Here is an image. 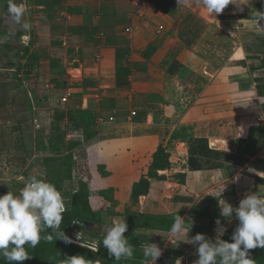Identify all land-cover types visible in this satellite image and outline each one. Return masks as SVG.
<instances>
[{
	"label": "crops",
	"instance_id": "crops-1",
	"mask_svg": "<svg viewBox=\"0 0 264 264\" xmlns=\"http://www.w3.org/2000/svg\"><path fill=\"white\" fill-rule=\"evenodd\" d=\"M18 2L25 5L27 30L11 20L8 0H0V112L11 104L14 121L27 120V179L45 178L46 157L71 153L72 178L61 192L71 197L79 184L88 187L96 154L115 151L127 169V154L138 151L131 147L138 133L127 129L159 127L157 147L163 148L167 135V141L176 136L175 124H155L161 106L215 108L196 115L198 132L164 148L170 177L165 181L158 171L165 178L149 179L140 209L124 214L185 218L187 232L143 239L161 248L156 264H194L197 246L189 239L204 234L214 240L217 228L209 232L208 220L191 215L192 208L220 212L222 199L236 208L248 194L264 197V97L257 95L264 87L262 0H233L210 19L195 0ZM246 87L254 93L240 94ZM21 105L27 111L22 120ZM223 105L231 108L225 112ZM37 139L45 140L44 150ZM92 194L95 214L94 202L113 210Z\"/></svg>",
	"mask_w": 264,
	"mask_h": 264
},
{
	"label": "clouds",
	"instance_id": "clouds-1",
	"mask_svg": "<svg viewBox=\"0 0 264 264\" xmlns=\"http://www.w3.org/2000/svg\"><path fill=\"white\" fill-rule=\"evenodd\" d=\"M197 8L208 13V17L219 15L233 0H195ZM8 15L11 20L20 24L23 29L29 28L28 23L22 22L25 5L18 0H8ZM260 20L264 14L259 13ZM22 39H26L23 37ZM225 145L227 141H224ZM227 148V147H226ZM24 181L25 178H18ZM220 216L231 221L233 214L238 221L230 237L231 242L223 240L226 229L220 219L215 221L217 235L209 239L204 234H196L189 239V244L196 245L198 259L194 264H255L251 258L252 249H264V197L258 193L248 194L240 200L239 206L233 208L224 199L219 203ZM64 198L56 186L45 179L30 177L20 189L18 195L9 191L0 196V256L8 264H23L30 259L25 247L35 248L41 238L49 243L62 240L65 244L74 241L60 231V225L65 212ZM79 221H73L77 224ZM192 228V223H191ZM45 229H52L53 234L41 237ZM128 231L126 220L113 219L106 225L103 235V247L108 250L110 257L115 260L131 259L134 247L124 235ZM188 231L185 218L174 217L170 235L176 236ZM79 234L77 235L78 239ZM162 250L156 243L146 242L143 245L144 264H156ZM54 258H50V264ZM58 264H100V260L87 259L83 255L66 256Z\"/></svg>",
	"mask_w": 264,
	"mask_h": 264
},
{
	"label": "rangeland",
	"instance_id": "rangeland-1",
	"mask_svg": "<svg viewBox=\"0 0 264 264\" xmlns=\"http://www.w3.org/2000/svg\"><path fill=\"white\" fill-rule=\"evenodd\" d=\"M263 12L264 11H262V13ZM223 92L227 93L229 91L223 90ZM253 93L254 90L248 89V87H246L240 94L249 96ZM257 95L264 97V87H261L257 90ZM23 106L24 105H21L19 109V115H21L19 118L20 120L24 119V117H27V111ZM204 108H211V110L215 109L214 107L201 105H192L189 107L184 106L183 103H180V105L177 104L175 107H169L167 104L161 106V112L157 116L155 124L163 123L166 126H174L175 124V126L179 128V130H177L176 136L174 132L171 134L169 141H167V135L161 145H163L164 148L168 150L171 146V142H184L186 139L184 137L187 136L188 133L198 132L197 129L199 130V127L202 123L199 121V117L197 118L196 115L200 114L201 109ZM228 108H231V106L223 105L225 112L228 111ZM184 114L186 115L185 119L183 118ZM0 119L2 120H0V196L6 194L9 191L13 192L14 195H18L20 189L24 187V184L27 181V156L31 151L29 150V147L31 148L32 139L27 136V120L25 119L22 124L19 123V125V120L17 122L14 121L16 117L11 104L8 109H4L2 112H0ZM17 127H19V132L16 130ZM157 129L160 130L159 127L147 129L132 128L130 130H126V132H132V135L138 133L137 137L131 139L133 141L131 145L132 150L137 148L138 151L136 153L132 151L131 153L127 154V169L123 168L124 163L120 161L121 155L118 153L115 154V151L108 152L106 154L103 153V156H100L99 153L96 154V162L95 164L90 163V169L88 172L89 174L86 175V182H88L89 190L92 191L94 198L108 200L106 202L111 204L113 210L110 208L106 209L100 205L97 206V204L94 202L93 206L97 211V216L100 220V223L97 224V227L93 229V231L87 230L86 232H91L89 234L71 233L69 238H71L74 243L83 242V244H87L89 247H96L97 239H95L94 236H102L104 234L106 225H109L113 219L122 220L124 214L131 209H140L138 204L141 200V197L133 199L131 192L135 184L138 183L139 179L142 177L146 178L148 175L150 156L158 146V143L161 141V136L157 137V134L155 133V130ZM150 130H152L154 133ZM110 147H108L109 150ZM116 148H120V145H117ZM98 156L100 157V161ZM129 162L132 163L129 165ZM170 173V170L167 169L160 171L159 175H165V181H167V178L170 177ZM20 176H23L25 180H19L18 178ZM76 187L77 185H74L70 188L74 189ZM121 195H130V199L124 197L126 199H124L122 203L120 201ZM69 197L70 196L68 194V196L64 198V203L66 205L69 203ZM121 209L124 211L123 213L122 211L120 212ZM234 222L235 220L228 221V227ZM78 234L79 236L77 239ZM139 240L145 241L144 239Z\"/></svg>",
	"mask_w": 264,
	"mask_h": 264
},
{
	"label": "trees",
	"instance_id": "trees-1",
	"mask_svg": "<svg viewBox=\"0 0 264 264\" xmlns=\"http://www.w3.org/2000/svg\"><path fill=\"white\" fill-rule=\"evenodd\" d=\"M44 139H37L38 150H44L42 143ZM47 143L52 144V140L48 139ZM241 152V151H240ZM168 153L162 146L156 148L151 156V161L148 168V175L146 178L142 177L138 183L132 189V198L137 199L140 196H145L149 190V179L163 180L164 176H159L158 171H164L169 168ZM73 155L68 153L63 157H46L43 160V167L45 171V180L54 184L56 188L62 192L63 182L72 178V167H73ZM68 209L63 213V220L60 225V231H64L66 236H70L71 233L89 234L83 227H75L73 221H83L89 223L99 224L100 220L95 214L89 203V189L86 184H79L78 189L74 192L69 200ZM191 215H197L201 218L208 220L207 230L211 232L217 228L215 221L220 219L221 225L225 224L229 220L220 216L218 211H209L206 209H200L197 207L192 208ZM151 216L145 214H128L122 220H126L128 225V231L124 234L129 243L134 247L133 257L131 259L121 258L119 261L115 260V257H110L108 250L103 247V235H95L97 239L96 247H89L87 244L72 243L65 244L62 240H54L52 243L47 242L41 238L39 244L35 248L28 247L25 245L30 259L23 262V264H50V258H54L51 264H58L61 259L66 256L83 255L87 259L100 260V264H144L143 256V245L144 241L139 239L143 238H156L164 239L170 235V229L176 216ZM231 220L235 222L228 228L223 236V240L231 242V235L233 230L238 224L235 219V214ZM143 229V230H140ZM53 234L52 229H45L41 233V237ZM83 241V240H81ZM251 258L255 261V264H264V249L256 248L249 250ZM175 252L174 254H178ZM0 264H8V262L0 256Z\"/></svg>",
	"mask_w": 264,
	"mask_h": 264
},
{
	"label": "water",
	"instance_id": "water-1",
	"mask_svg": "<svg viewBox=\"0 0 264 264\" xmlns=\"http://www.w3.org/2000/svg\"><path fill=\"white\" fill-rule=\"evenodd\" d=\"M75 227H83L88 231H93V229H95L97 227V224L95 223H89V222H83V221H79L77 224H75Z\"/></svg>",
	"mask_w": 264,
	"mask_h": 264
},
{
	"label": "built area",
	"instance_id": "built-area-1",
	"mask_svg": "<svg viewBox=\"0 0 264 264\" xmlns=\"http://www.w3.org/2000/svg\"><path fill=\"white\" fill-rule=\"evenodd\" d=\"M262 11H264V0H262ZM264 13V12H263ZM64 101V100H63ZM264 120V119H263ZM66 210L68 209V206L65 204Z\"/></svg>",
	"mask_w": 264,
	"mask_h": 264
},
{
	"label": "bare ground",
	"instance_id": "bare-ground-1",
	"mask_svg": "<svg viewBox=\"0 0 264 264\" xmlns=\"http://www.w3.org/2000/svg\"><path fill=\"white\" fill-rule=\"evenodd\" d=\"M78 233V232H77Z\"/></svg>",
	"mask_w": 264,
	"mask_h": 264
}]
</instances>
